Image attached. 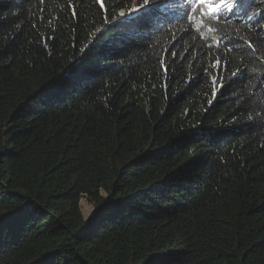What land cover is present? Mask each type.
Returning <instances> with one entry per match:
<instances>
[{
  "label": "trees",
  "instance_id": "1",
  "mask_svg": "<svg viewBox=\"0 0 264 264\" xmlns=\"http://www.w3.org/2000/svg\"><path fill=\"white\" fill-rule=\"evenodd\" d=\"M101 1L0 0V264H264V0Z\"/></svg>",
  "mask_w": 264,
  "mask_h": 264
},
{
  "label": "snow or ice",
  "instance_id": "2",
  "mask_svg": "<svg viewBox=\"0 0 264 264\" xmlns=\"http://www.w3.org/2000/svg\"><path fill=\"white\" fill-rule=\"evenodd\" d=\"M95 2L100 3L101 7H104V4L101 0H95ZM251 0H198V7L194 11H200L202 18L207 15L209 19L212 17H219L220 19H228L232 16L243 15L246 11L245 5L250 3ZM159 8V0H144L143 6L140 8L132 9V13L140 12L141 15L154 14ZM183 17L189 15L187 7L182 10ZM128 13H121L120 16L124 17ZM248 19H253L252 16H248ZM251 47V45H249ZM215 80V78H213ZM214 95L216 89L213 90Z\"/></svg>",
  "mask_w": 264,
  "mask_h": 264
},
{
  "label": "clouds",
  "instance_id": "3",
  "mask_svg": "<svg viewBox=\"0 0 264 264\" xmlns=\"http://www.w3.org/2000/svg\"><path fill=\"white\" fill-rule=\"evenodd\" d=\"M98 4L100 5V3H98ZM182 10H183L182 8H176L174 5L170 6V5L163 4V3L159 2V8L156 11H160V12H162L164 14V15L161 16L160 21H163V22H165V21L176 22L178 20H182V22L184 24H186V26L188 28H190L191 30L197 32L198 29L192 24V22L190 21V19L188 17H183V19H181V16L183 14ZM202 36L203 35L201 34L200 37L202 39L206 40V38H204Z\"/></svg>",
  "mask_w": 264,
  "mask_h": 264
}]
</instances>
